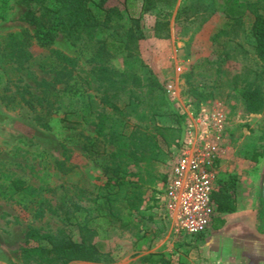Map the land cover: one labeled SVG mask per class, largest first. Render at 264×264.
Masks as SVG:
<instances>
[{
    "label": "rangeland",
    "instance_id": "374dc122",
    "mask_svg": "<svg viewBox=\"0 0 264 264\" xmlns=\"http://www.w3.org/2000/svg\"><path fill=\"white\" fill-rule=\"evenodd\" d=\"M19 1L0 0V37L22 30L34 31L32 26L20 20L24 7ZM89 1L93 7L99 0ZM107 5L122 8L121 28L112 30L116 38L125 40L129 29L133 34L130 50L133 57L125 60L116 52L117 44L114 42L108 47L114 53L113 58L105 63L115 72L127 70L135 76V80L128 81L122 90L120 106L123 112L131 114L130 125L124 131L132 130L135 125L146 128L161 150L159 156L146 158L140 163L144 197L157 187L162 166L169 159L171 145L179 136L171 114H178L180 108L196 110L202 105H223L230 111L229 160L234 161L232 152L235 155L240 149L244 150L247 159L251 158L254 147L264 154V111L247 115L239 92L244 84L234 85L237 76L246 75L252 87L259 88L264 97V65L255 56L251 32L255 13L264 16V0H176L172 8L146 13L142 11V0H125V3L107 0ZM206 17V22L200 24ZM50 49L76 59L84 70L103 64L83 43L73 45L58 34L49 48H39L35 41L32 42L30 52L34 61L25 64V70L12 75L17 86L27 85L28 91L39 94L43 87L37 82L51 80V75L40 68ZM168 84L176 87L178 100H170L166 90ZM63 87L60 85L57 89ZM9 88L12 93L15 91L11 85ZM131 92L139 96V104L125 108V102L133 100ZM86 96H90L89 99ZM99 98L98 92L90 91L77 93L69 98L70 102H65L63 108L73 109L78 115L73 120L72 129L76 138L70 140L68 128L60 122L64 109L51 112L49 129L45 130L34 121V114L27 106L14 104L7 107L0 101V172L13 174L38 189L50 208L56 210L36 219L31 204L19 197L11 200L0 198V264H34L25 262L20 254L27 231L35 229L56 235L68 223L58 209L60 200L67 198L69 203L75 202L77 189L87 188L94 193L91 185L101 183L100 156L89 157L75 143L79 136L80 141L82 137L95 138L93 126L85 123L84 109L92 113L88 120H94L101 109ZM67 99L65 96L61 100ZM105 112L108 122L115 118L110 109ZM162 126H171V130H157ZM117 131L123 133L122 128ZM99 140L100 149L107 152L129 149L123 140L114 146L104 144L102 138ZM63 144L68 149L69 163L74 166V172L67 176L55 169V162L64 159ZM77 203L85 208L92 207L86 199ZM233 211L217 212L213 223L230 226ZM126 221V228L117 223L104 235L93 238L98 250L112 258V263L70 264H138L141 257L152 253H162L170 264H264V242H257L253 248L236 245L231 241L230 231L215 239H208V232L200 240L170 247L163 237L149 231L141 220L129 218ZM71 224V227L68 225L69 235L76 240L78 231L73 221ZM183 240L181 237L178 239L179 242ZM250 255L252 257L249 258Z\"/></svg>",
    "mask_w": 264,
    "mask_h": 264
},
{
    "label": "trees",
    "instance_id": "16d2710c",
    "mask_svg": "<svg viewBox=\"0 0 264 264\" xmlns=\"http://www.w3.org/2000/svg\"><path fill=\"white\" fill-rule=\"evenodd\" d=\"M175 1L142 0V11L146 13L154 12L156 9H169L174 6ZM19 3L24 7L20 20L32 26L34 31L31 33L22 30L0 37V101L7 107L14 104L27 106L34 114V121L45 130L49 129L51 112L64 109L60 122L68 128L67 137L70 140L76 138L72 129L73 120L78 115L73 109L63 108L65 102H70L69 98L77 93L98 92L101 109L96 113L94 120H88L92 113L89 109H84L85 123L93 126L95 138L82 137L80 141L79 136L75 143L79 144L89 157L100 156L102 170L101 183L91 185L94 193L89 192L87 188H80L75 194V202L72 200L69 203L67 198L60 200L58 209L68 222L66 227L60 229L56 235L40 233L35 229L27 231L25 246L20 251L21 258L34 264L112 263V258L98 250L93 238L104 235L117 223L126 228L128 226L126 220L129 218L141 220L143 225L146 217L151 218L145 214L150 207L145 208L144 205L140 163L161 153L155 137L146 128L142 129L141 126L135 125L132 130L124 131L130 125L131 114L123 112L120 106L123 100L122 90L128 81L135 80V76L127 70L115 72L105 64L113 58L114 53L108 50V47L113 46L114 42L117 44L116 52L122 54L125 60L133 57L130 52L132 30L127 31L125 40L116 38L112 30L121 28L122 8L119 5H107V0H99L93 7L90 6L89 0H20ZM207 19L208 17L201 20L200 24ZM251 32L255 41V56L264 65V16L255 13ZM58 34H62L73 45L83 43L91 50V55L98 57L103 64L84 70L76 59L50 49L41 61L40 68L51 75V80L37 82V85L43 87L39 94L28 91L27 85L22 88L17 86L12 75L19 70H25V64L34 61V56L30 52L32 42L35 41L39 48H49ZM239 82L244 84L239 88V92L245 113L261 114L264 111V97L259 88L252 87L246 75L237 76L234 85L237 87ZM10 85L15 88L13 93ZM60 85L64 87L58 90L57 86ZM131 95L133 100L125 102V108L136 107L139 104V96H135L133 92ZM65 96L68 99L62 101ZM89 97L86 96L88 99ZM106 109H110L111 114L115 116L110 122ZM171 116L180 135L184 117L177 113H172ZM119 128L123 129V133H118ZM157 130L169 131L171 126H162ZM100 138L104 139V144L113 146L119 141H126L129 149L107 152L100 149ZM61 147L64 159L55 162V169L67 176L74 172V166L69 163L70 156L66 145L63 144ZM263 155L254 147L250 160L257 161ZM219 182H224L227 188L219 189L212 194L216 212L231 211L234 208L232 199L234 182L231 180ZM16 197L32 205L33 216L36 219L42 218L46 212H56L50 208L48 201L40 196L38 189L25 184L21 178L13 174L0 172V198L11 200ZM83 199L88 200L92 207L80 206L77 201ZM71 221L78 231L76 240L69 235ZM138 264H170V261L162 253H152L141 257Z\"/></svg>",
    "mask_w": 264,
    "mask_h": 264
},
{
    "label": "built area",
    "instance_id": "2783aa9c",
    "mask_svg": "<svg viewBox=\"0 0 264 264\" xmlns=\"http://www.w3.org/2000/svg\"><path fill=\"white\" fill-rule=\"evenodd\" d=\"M170 100H178L176 87L166 86ZM181 133L162 166L157 187L145 197L146 216L154 230H169L186 242L206 236L216 215L212 194L226 189L217 172L222 146L230 135V111L223 105L180 108Z\"/></svg>",
    "mask_w": 264,
    "mask_h": 264
},
{
    "label": "crops",
    "instance_id": "0c3cea01",
    "mask_svg": "<svg viewBox=\"0 0 264 264\" xmlns=\"http://www.w3.org/2000/svg\"><path fill=\"white\" fill-rule=\"evenodd\" d=\"M122 3H125V0H122ZM229 139L230 135L221 148L217 177L220 181L231 180L234 182L232 188L233 223L230 226L229 224L218 226L216 222L213 223V219L208 230L210 232L208 239H215L223 232L230 231L233 243L253 248L257 246V242H264V155L257 161H252L247 159L244 156V150L240 149L235 155L232 152L234 161H230ZM144 224L150 229L149 231L163 237L170 247H174L175 244L194 242H186L184 237L174 236L169 230L159 233L154 230L151 222L146 221ZM213 224L214 228H212ZM180 237L184 239L182 242L178 241ZM248 257L250 258L252 255Z\"/></svg>",
    "mask_w": 264,
    "mask_h": 264
}]
</instances>
